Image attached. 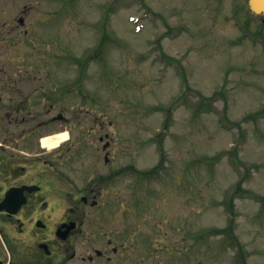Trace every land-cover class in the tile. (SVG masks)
Instances as JSON below:
<instances>
[{
    "label": "rangeland",
    "instance_id": "rangeland-1",
    "mask_svg": "<svg viewBox=\"0 0 264 264\" xmlns=\"http://www.w3.org/2000/svg\"><path fill=\"white\" fill-rule=\"evenodd\" d=\"M21 16L28 35L8 33ZM26 55H49L37 64L54 114L72 117L54 122L71 132L55 167L75 147L90 166L101 152L114 173L102 198L146 199L131 212L150 221L134 263L161 231V264H264V15L249 0H0V69ZM101 113L115 123L109 165L87 136ZM231 226L236 241L220 234Z\"/></svg>",
    "mask_w": 264,
    "mask_h": 264
},
{
    "label": "flooded vegetation",
    "instance_id": "flooded-vegetation-1",
    "mask_svg": "<svg viewBox=\"0 0 264 264\" xmlns=\"http://www.w3.org/2000/svg\"><path fill=\"white\" fill-rule=\"evenodd\" d=\"M18 21L8 33L21 31L25 18ZM23 31L28 35V29ZM20 59L24 63L18 70L0 69V264H161V231L158 252L134 263V235L146 233L150 221H135L131 212H141L146 199L102 198L114 173H100L101 152L90 166L81 162V150L68 151L70 147L57 153L64 165L55 167V152L40 139L53 132L55 121L67 128L72 117L54 114V95L41 78L43 64L38 66L33 57ZM93 115L87 136L93 142L98 133L109 165L115 123ZM83 167L85 183L73 191L58 188L73 184L74 172L81 175Z\"/></svg>",
    "mask_w": 264,
    "mask_h": 264
},
{
    "label": "bare ground",
    "instance_id": "bare-ground-1",
    "mask_svg": "<svg viewBox=\"0 0 264 264\" xmlns=\"http://www.w3.org/2000/svg\"><path fill=\"white\" fill-rule=\"evenodd\" d=\"M68 138L67 132H60L56 134H52L42 139V145L48 149L56 148L61 142Z\"/></svg>",
    "mask_w": 264,
    "mask_h": 264
},
{
    "label": "water",
    "instance_id": "water-1",
    "mask_svg": "<svg viewBox=\"0 0 264 264\" xmlns=\"http://www.w3.org/2000/svg\"><path fill=\"white\" fill-rule=\"evenodd\" d=\"M251 8L257 13H264V0H250Z\"/></svg>",
    "mask_w": 264,
    "mask_h": 264
},
{
    "label": "trees",
    "instance_id": "trees-1",
    "mask_svg": "<svg viewBox=\"0 0 264 264\" xmlns=\"http://www.w3.org/2000/svg\"><path fill=\"white\" fill-rule=\"evenodd\" d=\"M141 173H144V172H141Z\"/></svg>",
    "mask_w": 264,
    "mask_h": 264
}]
</instances>
